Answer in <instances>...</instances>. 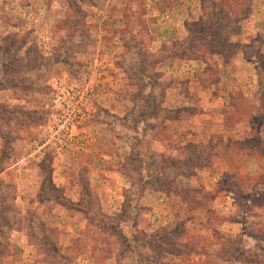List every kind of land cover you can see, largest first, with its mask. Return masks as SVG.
Returning a JSON list of instances; mask_svg holds the SVG:
<instances>
[{
  "label": "rangeland",
  "instance_id": "1",
  "mask_svg": "<svg viewBox=\"0 0 264 264\" xmlns=\"http://www.w3.org/2000/svg\"><path fill=\"white\" fill-rule=\"evenodd\" d=\"M161 1L0 0V81L6 35L49 58L0 89V131L15 150L0 165L13 205L0 218V264H264V129L250 120L264 110V0H176L164 12ZM229 5L235 53L211 56L190 19L208 27L232 18ZM136 31L148 59L176 53L142 91ZM204 52L220 68L210 88L191 58ZM221 89L238 93L241 118L224 122ZM139 91L156 113L133 126ZM142 152L156 155L160 183L137 169Z\"/></svg>",
  "mask_w": 264,
  "mask_h": 264
},
{
  "label": "trees",
  "instance_id": "2",
  "mask_svg": "<svg viewBox=\"0 0 264 264\" xmlns=\"http://www.w3.org/2000/svg\"><path fill=\"white\" fill-rule=\"evenodd\" d=\"M162 6H161V11L164 12L167 8H169L170 6H175L177 5V1L176 0H162ZM134 4H136L134 2ZM137 5V4H136ZM234 6L233 5H229V10L230 12H232V18H231V14H227V15H222L223 17L220 19H216L214 22L209 23L208 27H205L202 22L200 21V18H192L190 19V22H193L194 26L190 28V33L192 28L198 27V25H200V29L202 36H204L205 38H207L209 41L206 43L207 44V50H209V53L211 56H214V54H218L219 55L221 53H223L224 55L231 56L234 55L235 50H234V43L231 42L228 37H226V31L230 32L231 30H233L231 27L229 26V21L231 19H234L236 17V12L235 9H233ZM191 14V13H190ZM132 16V14H131ZM137 19V18H136ZM186 21V19H185ZM137 22V20H136ZM226 30V31H225ZM222 33H225L222 34ZM145 34V33H144ZM139 32L136 31L133 34V38L132 41L134 42L135 46H136V52L138 54V56H140V58H142L144 62V64L141 66V74L143 76V78L140 79V89L141 91L144 89V85L146 84L145 82V78L147 77V79L149 80V77L151 78L150 75V71L152 70V67L156 64H159L160 66H164L165 64H170V62L172 61V59L176 56V53L174 52L173 48H172V52L170 53V51L168 50L167 53H161L160 55L157 56V58H153V60H150L147 58V55L145 53V42L142 41L141 38H138ZM13 34L11 35H6L3 38V42H2V49H1V55L4 56L5 58H7V60L11 61L12 64L10 63H4L2 65V76H4V80L0 81V89H5L7 88L10 83H14L13 80H16V82H18L19 80H21V78H23V75L25 72L31 70L34 68V66L36 67H42L44 62L49 61V58L43 57V55L38 54L35 50V48H33V45L28 44L27 45V37L21 39V40H14L13 38ZM141 36V34L139 35ZM189 40V38H188ZM216 47V48H214ZM4 48V49H3ZM23 49V54L19 55L20 50ZM216 49V50H213ZM194 57H191L193 59H196L200 62H203L205 65L204 68V73H206L209 77L208 81V85L207 88L211 87L212 85H217L218 82L220 81V75H218V72L220 71L219 65L217 63V60L214 59L212 57V61L211 62H207L206 63V57H205V52L201 55H199L198 53L191 54ZM65 62V59L64 61ZM261 64V63H260ZM259 64V76L264 74V65ZM12 67H14V69H12ZM18 74V75H17ZM145 82V84L143 83ZM149 82V81H148ZM19 84V82H18ZM203 86H204V82H203ZM141 91H139V93L134 96L136 97V107L134 109V111L131 113V120L133 122V126H136V124L138 123H142L145 125L146 124H150L148 122V120L151 117H155V113H156V109H155V104L153 105V108L149 107L148 104L144 103V100H147L149 98L154 99L153 95H151V93H146L145 95L143 94V92L141 93ZM187 94V92H185ZM215 96H219V97H223L224 101H225V106H224V122L229 123L231 121V119H229V116L231 115L230 113L233 114L234 117L238 116V117H242V108L240 107V104H238V100H237V96L238 93L235 92H229V93H224V89L218 90L214 93ZM188 97H190V93H188ZM237 100V101H236ZM189 114L191 113V110L188 112ZM180 115H178L179 117ZM0 118L3 120V111L0 109ZM250 120L254 123L257 124L255 121H257L259 124L258 128H256V134H258V136H260L261 131L264 129V110H260L258 117L253 118V116L251 115ZM227 128H230L229 126H227ZM0 134L2 135V145L0 146V165H4L9 163L11 160V154L13 153V147L11 145V143L9 142V138L8 136H6L5 134H2L0 131ZM264 137V135H263ZM185 149V147H183V150ZM155 157L156 155L153 153H147V152H142L141 153V159H140V163L139 165H137V169H143L148 175L149 177H151L153 182H158L160 183L158 177L159 175L153 176L152 172H151V168L153 167V164L155 162ZM202 155H195L194 159H192L190 161V164H203V161H201L202 159ZM200 159V160H199ZM10 160V161H9ZM197 162V163H196ZM11 163V162H10ZM167 175V173L162 172L160 176H165ZM52 192H57V189L53 188V186L51 187ZM7 194V193H5ZM59 195H57V198L55 200H57L58 202H61V199H59L58 197ZM7 195H4L3 192L0 193V218L2 220V222L4 224L8 223V219L6 217V215H4V211L5 209H11L13 207V205L11 203L9 204H3L7 202ZM83 212L86 214V219L88 221H90V219H93L94 221L98 222L101 226V229H107L109 228V224H104L102 222L101 219H99L98 214L93 213L91 210L86 209V207H84ZM21 218V217H20ZM17 219V229L21 228V225L23 224V220L22 218ZM105 227V228H104ZM105 231V230H104ZM101 231V232H104ZM193 238V237H190ZM125 239V238H124ZM165 243H171L170 241H166ZM172 244V243H171ZM4 246V245H3ZM16 250H18V248H16ZM8 255V253H4L2 251H0V259L3 258L4 256ZM162 253L158 252L157 256L158 259L161 262V258L162 257ZM150 261L147 260V263H149ZM159 262V261H158ZM243 262V261H241ZM246 264V263H244Z\"/></svg>",
  "mask_w": 264,
  "mask_h": 264
}]
</instances>
